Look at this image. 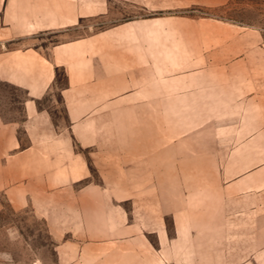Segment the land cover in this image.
Returning <instances> with one entry per match:
<instances>
[{
  "label": "rangeland",
  "instance_id": "rangeland-1",
  "mask_svg": "<svg viewBox=\"0 0 264 264\" xmlns=\"http://www.w3.org/2000/svg\"><path fill=\"white\" fill-rule=\"evenodd\" d=\"M133 20L72 130L61 69L39 100L54 131L27 150L21 204L0 193V264H264V0H108L58 42ZM22 96L0 82L3 120Z\"/></svg>",
  "mask_w": 264,
  "mask_h": 264
},
{
  "label": "crops",
  "instance_id": "crops-1",
  "mask_svg": "<svg viewBox=\"0 0 264 264\" xmlns=\"http://www.w3.org/2000/svg\"><path fill=\"white\" fill-rule=\"evenodd\" d=\"M116 1L162 11L214 5L224 0ZM107 6L108 0H0V82L23 92L18 101L24 114L22 121H5L0 114V193L12 205L19 206L26 195L27 150L41 148L43 134L52 137L54 131L48 110L39 106V100L54 85L56 72L61 69L65 75V84L57 91L70 130L82 116L76 111H90V100L100 99L97 94L104 92L108 84L115 85L114 79H107L114 75L108 72L112 65H104L112 56L107 54L102 61L98 53L115 52V35L128 34L129 26L139 21L106 28L86 38L58 42L59 31H67L78 18L105 13ZM19 127L26 132L27 145H21L17 137ZM70 169L75 174L76 167Z\"/></svg>",
  "mask_w": 264,
  "mask_h": 264
}]
</instances>
